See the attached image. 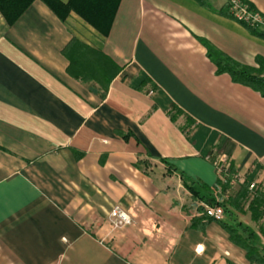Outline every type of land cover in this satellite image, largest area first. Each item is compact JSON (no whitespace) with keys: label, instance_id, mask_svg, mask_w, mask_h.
Segmentation results:
<instances>
[{"label":"crops","instance_id":"0c3cea01","mask_svg":"<svg viewBox=\"0 0 264 264\" xmlns=\"http://www.w3.org/2000/svg\"><path fill=\"white\" fill-rule=\"evenodd\" d=\"M210 3L121 0L108 37L41 0L13 25L0 13V264H252L219 221L191 226L215 148L264 188V97L216 75L202 42L256 66L264 40Z\"/></svg>","mask_w":264,"mask_h":264},{"label":"trees","instance_id":"16d2710c","mask_svg":"<svg viewBox=\"0 0 264 264\" xmlns=\"http://www.w3.org/2000/svg\"><path fill=\"white\" fill-rule=\"evenodd\" d=\"M36 0H0V13L8 25H13L23 15V13ZM43 1L62 21H66L72 14H77L82 20L93 27L102 36L108 37L121 0H41ZM201 6L213 10L211 0H196ZM245 2H248L244 0ZM251 4V3H250ZM252 5V4H251ZM254 8V7H253ZM255 9V8H254ZM219 13L227 18L235 19L230 10V3L225 0L224 6ZM251 34L264 40V30L252 28L243 24ZM207 48V55L216 68V75H229L233 83L246 86L264 97V58H256V66L241 64L225 53L221 52L208 41L202 40ZM80 44L73 39L71 45ZM84 46V45H82ZM69 46L64 50L68 55ZM72 71L78 75V65L71 58ZM83 80L89 81L90 74L81 72L79 75ZM176 108L172 109V111ZM177 111V110H176ZM179 112V111H177ZM218 156H224L223 148H215L210 154V162L213 163ZM237 172L232 163L227 173V183L223 185L224 191L231 189L230 182L234 179ZM217 185L221 184L217 180ZM251 181L246 177L243 183H239V189L235 194L229 195L227 201L223 204L225 216L234 219L233 224L223 220L219 221L230 235V239L242 247L250 263L264 264V246L256 231L248 227L237 219L239 214H250L251 220L257 224L259 233L264 238V188L256 184L254 189H250ZM184 185L191 193L192 202L203 201L204 196L197 191L192 184L184 180ZM214 189V188H213ZM208 204H214L215 198H209L205 201ZM197 211L202 213V207L197 206ZM214 219L201 214L195 216L191 221V226L197 229L204 228Z\"/></svg>","mask_w":264,"mask_h":264},{"label":"built area","instance_id":"2783aa9c","mask_svg":"<svg viewBox=\"0 0 264 264\" xmlns=\"http://www.w3.org/2000/svg\"><path fill=\"white\" fill-rule=\"evenodd\" d=\"M227 1L230 3V10L236 21L246 24L252 28L264 30V18L261 17L260 14L253 12L246 6L241 5L239 0ZM207 160H210L209 156L207 157ZM212 164L215 168L217 178L220 180L221 184H216L214 187L215 203H202V213H200V215L205 214L215 221H221L225 216L223 204L227 201L229 196V191H224L223 185L227 183V173L231 162L225 156H218ZM244 180L245 178L243 176L236 174L234 179L230 182V186L233 187L239 183H243ZM255 186L256 183L252 182L250 189H254ZM108 218L112 230L123 229L132 223L131 215L121 205L114 206L110 211Z\"/></svg>","mask_w":264,"mask_h":264},{"label":"rangeland","instance_id":"374dc122","mask_svg":"<svg viewBox=\"0 0 264 264\" xmlns=\"http://www.w3.org/2000/svg\"><path fill=\"white\" fill-rule=\"evenodd\" d=\"M246 1H248V0H246ZM239 2H240L241 5L246 6L247 8H249L250 10H252L253 12H256V13L260 14L261 17L264 18V14L261 13V12H259V11L257 10V8H255V6H254L250 1L245 2L244 0H239ZM250 3H251L252 5H251ZM253 7H254L255 9H254ZM238 189H239V185H235V186L231 187V189L229 190L228 194H229V195H233V194H235V192H237ZM192 204H193V202H192ZM193 211H194V213H195L196 215H200V213H199V211H197V209H193ZM238 216H239V219H240L241 221H243V223H244V221H247V220H248L249 223L252 224V223H251V217H250L249 214H239ZM255 227H256V226H255Z\"/></svg>","mask_w":264,"mask_h":264}]
</instances>
